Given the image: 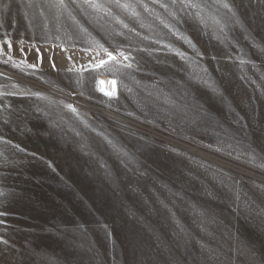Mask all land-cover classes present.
I'll list each match as a JSON object with an SVG mask.
<instances>
[{
  "label": "rangeland",
  "instance_id": "1",
  "mask_svg": "<svg viewBox=\"0 0 264 264\" xmlns=\"http://www.w3.org/2000/svg\"><path fill=\"white\" fill-rule=\"evenodd\" d=\"M192 2L0 0V264H264V0Z\"/></svg>",
  "mask_w": 264,
  "mask_h": 264
},
{
  "label": "snow or ice",
  "instance_id": "2",
  "mask_svg": "<svg viewBox=\"0 0 264 264\" xmlns=\"http://www.w3.org/2000/svg\"><path fill=\"white\" fill-rule=\"evenodd\" d=\"M57 2H58L61 6L64 5V0H57ZM82 2H83V4L87 5V6L90 7V8L97 9V10H103V11H109L108 9L105 8V6H104L102 3H100V0H82ZM111 2H112V3H115L118 7H124V8H128V7H129V5H128L127 3H125V4H121V3H120V0H111ZM174 2H175V0H174ZM180 2H181V3H185V0H180ZM187 3H188V6H190V7H192V8H199V7H201L199 4H197V3H193L192 0H187ZM224 6H225V7H228L227 4H225ZM137 15H138V14H137ZM125 27H127V25H125ZM9 46H10V45H9ZM120 55L123 56V53H120ZM108 56H109V59H112V60L115 59V57L112 55V53H108ZM124 59L127 60L128 57L125 56ZM100 63H105V62H104V61H101ZM128 66L130 67L131 65H128ZM32 67H34V65H33ZM113 83H115V82H113ZM107 94H108L109 96H112V95H114L115 93H114V92H109V93H107ZM69 107H71V106H69ZM73 110H75V109H73ZM110 143H111V142H110ZM113 147L115 148V145H113ZM117 150H118V149H117ZM202 247H204V245H202Z\"/></svg>",
  "mask_w": 264,
  "mask_h": 264
},
{
  "label": "bare ground",
  "instance_id": "3",
  "mask_svg": "<svg viewBox=\"0 0 264 264\" xmlns=\"http://www.w3.org/2000/svg\"><path fill=\"white\" fill-rule=\"evenodd\" d=\"M113 82H115V83H113ZM101 83H102L103 89L106 91V93H109V92L116 93L117 92V79L115 77L103 75L101 77Z\"/></svg>",
  "mask_w": 264,
  "mask_h": 264
}]
</instances>
